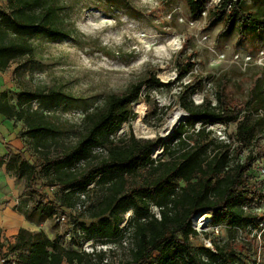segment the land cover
Segmentation results:
<instances>
[{"label": "trees", "instance_id": "trees-1", "mask_svg": "<svg viewBox=\"0 0 264 264\" xmlns=\"http://www.w3.org/2000/svg\"><path fill=\"white\" fill-rule=\"evenodd\" d=\"M6 1L0 6L1 72L33 57L35 39L71 36L61 0ZM185 1L191 16L198 18L209 0ZM259 1L254 9L247 0H219L207 10L208 20L222 21L219 35L235 30L241 39H264V0ZM194 64L189 57L178 60L176 80L190 74ZM143 83L155 86L161 81L150 75L121 94H108L78 124L56 114L70 97L60 85L22 91L15 103L1 91L0 114L22 123L19 135L30 153L28 159L22 148L8 147L0 156V167L23 181L13 209L37 226L65 210H78L90 220L79 226L93 243L121 242L128 229V264H246L252 255L254 262L257 248L238 239L237 231L256 228L258 218L264 217L252 208L264 199L254 164V152L264 155L258 145L264 133V80H255L247 98L239 101L229 96L228 81L221 77L214 102L204 96L198 104L192 95L202 90L201 80L181 83L180 105L187 116L170 135L138 138L130 131L115 137L135 117L131 105L140 99ZM215 123H234L235 128L220 139L210 127ZM156 146L161 151L153 158ZM45 187L56 189L52 198ZM200 210L209 211L211 224L227 231L226 239L213 241L215 250L192 244L197 231L191 217ZM127 212L124 229L120 224ZM13 238L0 241L2 264H100L103 258V253L93 256L66 248L57 235L50 237L42 229L20 227Z\"/></svg>", "mask_w": 264, "mask_h": 264}, {"label": "rangeland", "instance_id": "rangeland-1", "mask_svg": "<svg viewBox=\"0 0 264 264\" xmlns=\"http://www.w3.org/2000/svg\"><path fill=\"white\" fill-rule=\"evenodd\" d=\"M61 1L66 7L67 26L73 28L71 36L57 41L35 39L33 57L14 62L0 72V92L5 91L14 103L22 91L35 92L39 88L60 85L70 97L56 110V114L78 124L84 112L100 106L108 94H121L131 84L155 75L161 84H142L140 99L131 105L135 117L124 122L115 137L131 131L138 138H165L177 126L176 123L170 128L171 119L175 115L183 118L185 114L180 105L184 89L181 83L201 80L202 90L192 95L198 104L204 96L214 102V92L221 77L228 81L229 96L239 101L247 98L255 80H264V39H241L235 30L219 35L222 21L209 22L207 13L217 0H209L198 18L191 16L185 0ZM6 3V0H0L1 7ZM247 3L254 9L261 5L259 0H247ZM188 57L195 62L194 69L177 81V61ZM32 104L36 107L38 102L33 100ZM137 119H141L147 131H140L135 126ZM13 124L16 138L23 143L19 149L22 148L29 159L30 153L19 135L22 123L17 121ZM210 127L217 135L220 124ZM234 128L235 124L231 123L223 131L228 134ZM258 145L263 153L264 133L259 137ZM159 151L161 148L158 146L153 149V153ZM0 175L3 178L0 179L2 210L4 207L13 209L20 200L23 181L14 179L3 169ZM43 190L49 198L56 191L50 187ZM253 205L264 211V199ZM65 212L64 222H58L56 218L46 220L38 226L33 225L32 230L42 229L50 237L57 235L66 248L80 250L81 243L87 239L79 223L88 224L90 220L80 217L78 210ZM126 217L124 215L120 224L124 229ZM202 227L191 238L192 244L204 245L209 238L216 242L226 239L224 228L216 237L211 226ZM127 231L125 229L121 242L111 243L116 245L117 252L107 255L110 264H128L132 239ZM259 231L252 226L246 231H237L238 239L245 238L250 241L251 247L257 248L255 261L252 255L246 264H264V229L260 235ZM3 241L5 237L1 238ZM243 253L238 254L241 257Z\"/></svg>", "mask_w": 264, "mask_h": 264}, {"label": "built area", "instance_id": "built-area-1", "mask_svg": "<svg viewBox=\"0 0 264 264\" xmlns=\"http://www.w3.org/2000/svg\"><path fill=\"white\" fill-rule=\"evenodd\" d=\"M217 1H219V0H217ZM260 115H262V114L260 113ZM224 129H225V126L220 124V128L218 129L219 131L217 132V135H218V137L220 139H227V135L225 134V131H223ZM159 153H160V151L156 152V153H153L152 154L153 158H155L156 155H158ZM254 164H255V167H256V174L262 180L263 188H264V155L263 156H259L256 152H254ZM244 208L246 209L247 207L244 206ZM252 208L257 213H264V211L262 212L260 207H257V206L254 207L253 206ZM153 211L158 216L157 208L153 207ZM126 214H127V217H126ZM126 214H125V217L128 218L130 213L127 212ZM56 220L58 222H64L66 220V215L64 213H60V214H58L56 216ZM199 221H200V224L197 225L199 223ZM191 223H192V227L197 231V233L199 231L198 228L199 229L203 228L202 227L203 225L211 226V230L213 231V233L215 234L216 237L218 236L217 234H219V232L221 230H223V228H224L221 225H212L211 224L212 223L211 213L209 211H206V210H200L197 213H195L194 215H192ZM254 229L256 231L260 230L259 231V235L261 234V232L264 229V222L262 221V217L258 218L257 227L254 228ZM213 241H214L213 239L209 238L208 240L204 241L205 242L204 245L206 247L210 248L211 250H215L214 245H213ZM81 244H80L81 245L80 251H83V252H86V253H90L93 256H95L96 253H103V258H102L100 264H110L109 263V258H108L107 255L109 253L117 252L116 251L117 250L116 245H111V243H98V242L97 243H93L92 240H86V241H84ZM123 244H124L123 246H126V242H123ZM201 257L204 260H206L204 255H202ZM255 264H258V263H255Z\"/></svg>", "mask_w": 264, "mask_h": 264}, {"label": "crops", "instance_id": "crops-1", "mask_svg": "<svg viewBox=\"0 0 264 264\" xmlns=\"http://www.w3.org/2000/svg\"><path fill=\"white\" fill-rule=\"evenodd\" d=\"M1 72V71H0ZM13 122L5 119L0 114V156L6 153V149L8 147L19 149L23 143L20 138H16L17 131L14 130ZM4 167H0V170ZM2 176L0 175V179ZM3 179V178H2ZM2 204L0 200V227H1V237H5L6 239L13 241L14 235L17 233L20 227L32 230L33 223L27 221L23 214L8 208L4 207L2 210ZM10 210V211H8Z\"/></svg>", "mask_w": 264, "mask_h": 264}, {"label": "bare ground", "instance_id": "bare-ground-1", "mask_svg": "<svg viewBox=\"0 0 264 264\" xmlns=\"http://www.w3.org/2000/svg\"><path fill=\"white\" fill-rule=\"evenodd\" d=\"M175 45V44H174ZM185 112V111H184ZM187 116V113L185 112V114H184V116H183V118L184 117H186ZM181 118L179 117V116H174L172 119H171V121H170V128H172L173 126H175V124L177 123V121L178 120H180ZM136 125V127L138 128V129H140V131H147L148 129L143 125V123L141 122V119H137V121H136V123H135Z\"/></svg>", "mask_w": 264, "mask_h": 264}, {"label": "water", "instance_id": "water-1", "mask_svg": "<svg viewBox=\"0 0 264 264\" xmlns=\"http://www.w3.org/2000/svg\"><path fill=\"white\" fill-rule=\"evenodd\" d=\"M184 118H181L178 122H177V124L176 125H178L180 122H181V120H183ZM174 127V126H173Z\"/></svg>", "mask_w": 264, "mask_h": 264}]
</instances>
